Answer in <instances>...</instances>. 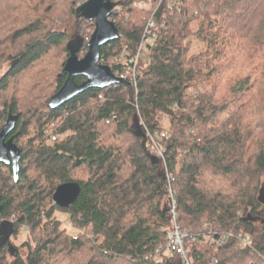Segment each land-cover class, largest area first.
Wrapping results in <instances>:
<instances>
[{
  "label": "trees",
  "instance_id": "obj_1",
  "mask_svg": "<svg viewBox=\"0 0 264 264\" xmlns=\"http://www.w3.org/2000/svg\"><path fill=\"white\" fill-rule=\"evenodd\" d=\"M85 1L0 0V130L16 115L8 137L21 150L17 181L0 163V264H181L152 257L170 223L144 128L168 135L192 264H264V0H163L135 87L92 88L52 109L67 44L81 37L84 55L94 30L76 12ZM112 1L119 37L101 47L100 63L116 72L151 14L136 3L158 0ZM69 182L79 196L60 208L53 194ZM210 232L240 233L251 247L211 244Z\"/></svg>",
  "mask_w": 264,
  "mask_h": 264
},
{
  "label": "water",
  "instance_id": "obj_2",
  "mask_svg": "<svg viewBox=\"0 0 264 264\" xmlns=\"http://www.w3.org/2000/svg\"><path fill=\"white\" fill-rule=\"evenodd\" d=\"M117 6L112 0H86L76 8V12L85 20L94 23V30L88 40L87 52L82 57L77 56L78 51L83 45V39L78 37L67 44L69 57L63 68V73L67 76L65 83L60 90L49 100V107L57 108L80 93L89 89H104L112 85L122 83V80L114 75L111 68L100 63L101 47L119 37V31L115 23L109 17L111 11ZM75 77H83L85 80L81 84L75 82ZM17 121L16 115H8L4 125L0 130V163L11 166L13 178L18 180L19 163L21 150L8 136L14 130ZM141 135L140 133H136ZM144 137V135L142 134ZM151 161L158 163L156 157L152 156ZM80 186L77 183L69 182L59 185L54 194L53 201L60 208H68L78 198ZM259 201L264 204V191H260ZM168 211V205L163 209V213ZM264 223V220L261 221ZM0 228V243L8 240L5 228ZM10 254L14 248L8 244Z\"/></svg>",
  "mask_w": 264,
  "mask_h": 264
},
{
  "label": "built area",
  "instance_id": "obj_3",
  "mask_svg": "<svg viewBox=\"0 0 264 264\" xmlns=\"http://www.w3.org/2000/svg\"><path fill=\"white\" fill-rule=\"evenodd\" d=\"M163 0H158V2H144L140 1L136 3V7L144 11L151 12L150 17L147 19L146 24L143 28L142 39L139 41L136 52L134 55L124 60L123 66L125 69L122 71L113 72L114 75L123 80H129L133 86H136V77L139 74L138 64L141 56L146 53V51L154 46L157 37V26L158 22L156 19V12L159 5ZM155 3V4H154ZM172 5L170 0L168 6ZM128 65V66H127ZM145 129L147 142L149 144L150 152L159 163L162 165V173L167 183V205H168V217H169V229L166 232V241L163 245L159 246L155 254L152 256L156 262L159 261L158 255L163 253L164 255H177L180 259L181 264H192L190 253L186 248V240L189 238L187 231L182 229L178 222V212H177V202L174 196L172 184L174 182V176L168 169L167 158H166V148L163 144V140L168 139V135L165 132H150ZM56 137H52L54 141ZM207 239L211 244L222 245L227 240L233 239L238 243L240 249H246L251 247L250 240L244 237L242 234L234 233H208ZM148 257H146L147 259ZM214 263L216 261L214 260Z\"/></svg>",
  "mask_w": 264,
  "mask_h": 264
},
{
  "label": "rangeland",
  "instance_id": "obj_4",
  "mask_svg": "<svg viewBox=\"0 0 264 264\" xmlns=\"http://www.w3.org/2000/svg\"><path fill=\"white\" fill-rule=\"evenodd\" d=\"M87 31H90V29H84V33H87ZM89 33V32H88ZM90 34H92V31L90 32ZM91 36V35H90ZM86 54V53H85ZM84 54V55H85ZM84 55H81L79 58H82ZM1 232H2V230L0 231V237H1ZM24 241V236H23V234H21V236L19 237V239H18V242L20 243V242H23Z\"/></svg>",
  "mask_w": 264,
  "mask_h": 264
}]
</instances>
